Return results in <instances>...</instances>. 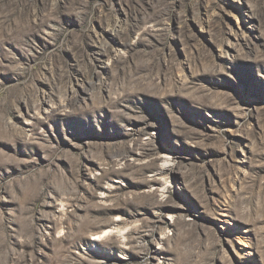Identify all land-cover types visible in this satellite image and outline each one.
<instances>
[{
	"label": "rangeland",
	"instance_id": "374dc122",
	"mask_svg": "<svg viewBox=\"0 0 264 264\" xmlns=\"http://www.w3.org/2000/svg\"><path fill=\"white\" fill-rule=\"evenodd\" d=\"M0 264H264V0H0Z\"/></svg>",
	"mask_w": 264,
	"mask_h": 264
}]
</instances>
